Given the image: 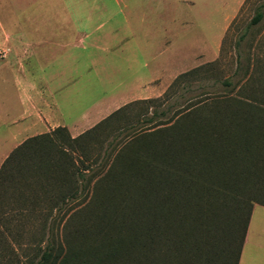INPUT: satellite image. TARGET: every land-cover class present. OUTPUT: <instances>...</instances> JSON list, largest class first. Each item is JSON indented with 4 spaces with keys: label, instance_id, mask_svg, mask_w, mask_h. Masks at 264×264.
<instances>
[{
    "label": "rangeland",
    "instance_id": "1",
    "mask_svg": "<svg viewBox=\"0 0 264 264\" xmlns=\"http://www.w3.org/2000/svg\"><path fill=\"white\" fill-rule=\"evenodd\" d=\"M154 1L0 0V25L7 32L12 34L21 28V31L42 39L56 34L58 39L50 46L36 43L30 49V52H36L43 75L51 79L52 83L55 82V92L56 82L59 83L61 78L63 83L62 91L59 89L54 99L60 104L62 119L67 124L60 128L67 132L53 133L56 128L51 133L57 144L69 137H86L80 145L64 146L71 157L68 163L55 150L52 153L55 156H50V160H46L47 153L43 152L49 175L43 177L38 168L32 174L27 173L21 185L7 182L1 186L0 264H34L38 260V246H46L51 239L61 242L63 236L73 231L76 215L85 211L91 196L68 205L65 211L54 218L56 204L61 201V192L68 193L74 185L79 187L78 175L75 177L70 172H77L79 167L89 164L94 165L95 173L87 172L91 173V177H88L91 189L104 184L105 175L111 171L122 172V182L126 183L128 172H125L122 164L128 162V151L132 148L140 151L145 147L142 146L143 139L150 140L152 138L149 135L152 133L170 130L177 118L183 116L177 107L184 105L186 113L196 109L200 113L199 119L212 115V109L216 106L220 109L227 96H223V88L214 83L234 75L238 67V55H241L243 70L237 81H241L229 96L238 99L241 104H254V99H257L264 106V19L260 24L250 26L259 7L264 5V0H247L240 9L236 5L230 12V26L222 42L211 49L205 46L208 54L199 46L182 43L167 46L147 42L139 30L140 9L149 2L155 4ZM225 1L232 9L237 0ZM220 2L225 9L224 0H209L206 3L214 23L224 18ZM262 12L264 14V8ZM13 21H17L14 23L15 28H12ZM68 23L70 28L65 26ZM81 31L90 34L82 45L65 42L77 38ZM146 48L148 53L144 52ZM168 48L173 50L167 51ZM5 53L0 50V55L4 56ZM162 64L171 71L178 69L170 73L160 97L145 104H128L135 74L146 76ZM56 72L59 76L55 75ZM186 74L187 77L179 78ZM183 84H192L194 92L185 94L182 99L180 95L186 93ZM175 104L177 107H174ZM167 107H174V114L160 123L138 125L140 120L152 114L153 108L163 110ZM188 122L190 119L181 123L186 125ZM118 134H121L120 138L113 142ZM58 156L68 168V175L62 178L61 173L52 167L56 163L53 160ZM37 158L42 164L41 154ZM82 159L85 160L84 165ZM124 159L125 162H122ZM34 176L36 186L31 180ZM110 180L109 183L120 185L119 181ZM14 187H20V196L11 189ZM59 206H63V203ZM251 235L264 240V221L255 222ZM251 248L252 245H249ZM243 264H264V250L258 253L248 250Z\"/></svg>",
    "mask_w": 264,
    "mask_h": 264
},
{
    "label": "trees",
    "instance_id": "2",
    "mask_svg": "<svg viewBox=\"0 0 264 264\" xmlns=\"http://www.w3.org/2000/svg\"><path fill=\"white\" fill-rule=\"evenodd\" d=\"M263 8L259 7L250 26L263 21ZM242 70L238 55L234 75L214 83L223 88L227 98L220 109H212V115L199 119L196 109L186 113L184 105L180 108L175 104L183 116L171 129L143 139L145 147L140 151H128V162L122 164L128 172L126 183L122 182V172L111 171L104 184L91 189V173L87 172L95 173L94 165L70 172L78 175L79 187L72 185L68 193L61 192L54 218L68 205L89 196L91 202L76 215L73 231L61 242L51 239L46 246H38L34 264H240L254 207H264L263 102L254 99V104H241L229 96L241 81L237 79ZM183 87L186 93L180 95L182 99L194 92L192 84ZM174 107L153 108L138 125L158 124L174 114ZM187 119L190 122L186 125L181 123ZM63 131L67 132L58 128L53 133ZM85 138L69 137L57 144L50 133L29 139L3 164L0 192L7 182L21 185L26 174L38 168L43 177L49 175L45 152L46 160L55 156V150L68 163L71 157L64 146L80 145ZM59 156L52 167L62 178L68 175V168ZM110 179L120 185L109 183ZM31 180L36 186L35 176ZM11 189L20 196V187Z\"/></svg>",
    "mask_w": 264,
    "mask_h": 264
},
{
    "label": "crops",
    "instance_id": "3",
    "mask_svg": "<svg viewBox=\"0 0 264 264\" xmlns=\"http://www.w3.org/2000/svg\"><path fill=\"white\" fill-rule=\"evenodd\" d=\"M207 2L209 0H156L155 4L150 2L144 4L140 9V34L147 42L153 44L172 46L182 43L199 46L208 54L205 46H210L211 49L212 46L222 42L230 26V12L236 5L238 9L243 8L247 0L235 1L232 9H229L225 0V9L220 2L221 12L225 14L217 23L213 22L212 13L206 6ZM199 3L204 5L201 6ZM15 22L17 21L12 22V28H15ZM65 26L70 28L69 23ZM2 29L0 50L6 53L4 56L0 55V170L8 157L26 141L50 134L56 128L67 125L62 119L61 106L54 99V94L59 89L62 91L61 78L59 83L56 82L55 92L53 89L55 82L52 83L51 79L43 75L37 63L36 52H30L31 46H35L36 43L40 46H50L57 41L56 34L53 33L52 37L42 39L38 36L34 37L27 31H21V28L12 34L7 32L6 28ZM89 37L90 34L81 31L77 38L65 42L82 45ZM171 50L173 48H168L167 51L171 52ZM144 52L148 53V48ZM190 53L194 54L193 51ZM158 60L156 57V61ZM175 70L171 71L162 64L157 65L151 74L148 73L146 76L136 73L133 91L129 90L132 93L128 96V104L160 97L165 88V81ZM55 75L59 76L57 72ZM260 209L264 207L259 205L254 207L240 264L244 263L248 250H255L257 253L264 250V240L251 235L255 222L264 221V210ZM252 238L254 240L251 243ZM249 245H252L251 249Z\"/></svg>",
    "mask_w": 264,
    "mask_h": 264
}]
</instances>
